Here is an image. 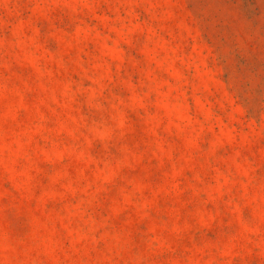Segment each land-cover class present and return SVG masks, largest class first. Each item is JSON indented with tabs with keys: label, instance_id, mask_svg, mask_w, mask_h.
<instances>
[{
	"label": "rangeland",
	"instance_id": "obj_1",
	"mask_svg": "<svg viewBox=\"0 0 264 264\" xmlns=\"http://www.w3.org/2000/svg\"><path fill=\"white\" fill-rule=\"evenodd\" d=\"M252 217L264 0H0V264H264Z\"/></svg>",
	"mask_w": 264,
	"mask_h": 264
},
{
	"label": "clouds",
	"instance_id": "obj_2",
	"mask_svg": "<svg viewBox=\"0 0 264 264\" xmlns=\"http://www.w3.org/2000/svg\"><path fill=\"white\" fill-rule=\"evenodd\" d=\"M245 224L247 225V230H244L243 226H241V231L244 236L247 238V242L257 241L259 242L262 238H264V226H261L258 219L256 217H252L250 219L245 220ZM236 241L232 238L229 239V243H235ZM257 251H260L257 248Z\"/></svg>",
	"mask_w": 264,
	"mask_h": 264
}]
</instances>
